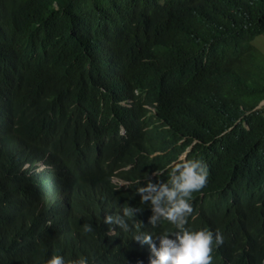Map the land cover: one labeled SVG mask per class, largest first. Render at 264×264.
<instances>
[{
	"label": "trees",
	"instance_id": "1",
	"mask_svg": "<svg viewBox=\"0 0 264 264\" xmlns=\"http://www.w3.org/2000/svg\"><path fill=\"white\" fill-rule=\"evenodd\" d=\"M258 37L264 0H0V264H136L139 222L174 230L136 188L182 154L208 168L186 227L264 264ZM126 206L129 231L104 223Z\"/></svg>",
	"mask_w": 264,
	"mask_h": 264
},
{
	"label": "clouds",
	"instance_id": "2",
	"mask_svg": "<svg viewBox=\"0 0 264 264\" xmlns=\"http://www.w3.org/2000/svg\"><path fill=\"white\" fill-rule=\"evenodd\" d=\"M207 177L208 168L203 160L182 159L174 164L165 183L146 182L144 186L136 188L140 193V202H150L148 224L156 228L163 221L174 226L173 231L164 229L153 236L150 232L139 231L143 226L139 222L136 225L137 231L132 233V240L142 244V260H137L136 264H239L226 259L225 251L219 246L222 236L218 230L213 232L207 227H186L187 220L194 215L190 214L192 193L206 184ZM134 211L139 209L126 206L122 209V217L106 215L104 223H115L127 232L129 223L126 221L132 218ZM82 230L85 233L92 232V225L86 223L82 225ZM218 249L222 250L221 254L217 252ZM45 264H89V259L83 255L65 259L61 255L52 254Z\"/></svg>",
	"mask_w": 264,
	"mask_h": 264
},
{
	"label": "rangeland",
	"instance_id": "3",
	"mask_svg": "<svg viewBox=\"0 0 264 264\" xmlns=\"http://www.w3.org/2000/svg\"><path fill=\"white\" fill-rule=\"evenodd\" d=\"M254 45L259 49V50H261L262 52H264V37H258L255 41H254ZM262 106H264V103L262 104ZM182 159H184L183 158V154L180 156V157H178V161L179 160H182ZM114 182H117L119 185H121L122 184V182L120 181H118V180H116V179H114Z\"/></svg>",
	"mask_w": 264,
	"mask_h": 264
},
{
	"label": "water",
	"instance_id": "4",
	"mask_svg": "<svg viewBox=\"0 0 264 264\" xmlns=\"http://www.w3.org/2000/svg\"><path fill=\"white\" fill-rule=\"evenodd\" d=\"M264 103V101L263 102H261V104H263Z\"/></svg>",
	"mask_w": 264,
	"mask_h": 264
},
{
	"label": "bare ground",
	"instance_id": "5",
	"mask_svg": "<svg viewBox=\"0 0 264 264\" xmlns=\"http://www.w3.org/2000/svg\"><path fill=\"white\" fill-rule=\"evenodd\" d=\"M236 184V183H235ZM229 204H231V203H229Z\"/></svg>",
	"mask_w": 264,
	"mask_h": 264
}]
</instances>
